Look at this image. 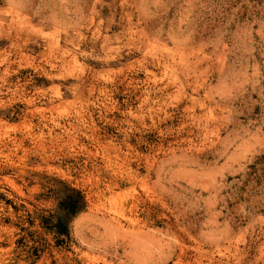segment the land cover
Instances as JSON below:
<instances>
[{"label":"rangeland","instance_id":"rangeland-1","mask_svg":"<svg viewBox=\"0 0 264 264\" xmlns=\"http://www.w3.org/2000/svg\"><path fill=\"white\" fill-rule=\"evenodd\" d=\"M0 264H264V0H0Z\"/></svg>","mask_w":264,"mask_h":264},{"label":"trees","instance_id":"trees-1","mask_svg":"<svg viewBox=\"0 0 264 264\" xmlns=\"http://www.w3.org/2000/svg\"><path fill=\"white\" fill-rule=\"evenodd\" d=\"M85 202L83 195L73 188L64 186L62 188V197L59 202L58 210L65 216L72 217L84 209ZM56 233L58 235H68V229L61 219L55 224Z\"/></svg>","mask_w":264,"mask_h":264},{"label":"bare ground","instance_id":"bare-ground-1","mask_svg":"<svg viewBox=\"0 0 264 264\" xmlns=\"http://www.w3.org/2000/svg\"><path fill=\"white\" fill-rule=\"evenodd\" d=\"M47 73V72H46ZM28 101V100H27ZM43 118V117H42ZM12 140V139H11Z\"/></svg>","mask_w":264,"mask_h":264}]
</instances>
